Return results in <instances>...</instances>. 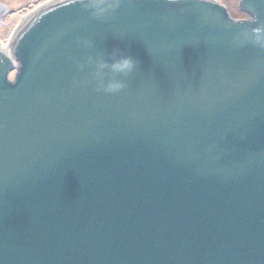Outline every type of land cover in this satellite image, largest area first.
<instances>
[{"label": "water", "instance_id": "obj_1", "mask_svg": "<svg viewBox=\"0 0 264 264\" xmlns=\"http://www.w3.org/2000/svg\"><path fill=\"white\" fill-rule=\"evenodd\" d=\"M222 3L27 4L0 44V264H264V48ZM113 49L136 68L98 91L80 65Z\"/></svg>", "mask_w": 264, "mask_h": 264}, {"label": "clouds", "instance_id": "obj_2", "mask_svg": "<svg viewBox=\"0 0 264 264\" xmlns=\"http://www.w3.org/2000/svg\"><path fill=\"white\" fill-rule=\"evenodd\" d=\"M79 2L93 17L101 18L114 13L120 7L122 0H79ZM234 19L256 23V27L252 28L250 33L237 37L238 43L251 42L264 48V22H257L258 17L252 13H237ZM85 46L93 47L90 41H85ZM107 55L108 58L105 59L104 52L90 54L80 68L92 67L91 76L98 84V91L117 92L125 87L124 80L118 77L132 73L137 62L119 49H113ZM106 70H111V73L116 75L109 77Z\"/></svg>", "mask_w": 264, "mask_h": 264}, {"label": "rangeland", "instance_id": "obj_3", "mask_svg": "<svg viewBox=\"0 0 264 264\" xmlns=\"http://www.w3.org/2000/svg\"><path fill=\"white\" fill-rule=\"evenodd\" d=\"M5 3L9 8V15L4 17V23L0 25V41L6 43L8 41L6 29H10L16 21L19 14L25 15L27 4L35 2L36 0H0ZM223 4L228 7L231 14L241 12L238 1L236 0H223ZM7 23V24H6Z\"/></svg>", "mask_w": 264, "mask_h": 264}, {"label": "bare ground", "instance_id": "obj_4", "mask_svg": "<svg viewBox=\"0 0 264 264\" xmlns=\"http://www.w3.org/2000/svg\"><path fill=\"white\" fill-rule=\"evenodd\" d=\"M0 44H1L2 48H3V51H5L9 55H12V51H11V48H10V45H9V41H7L6 43L0 42Z\"/></svg>", "mask_w": 264, "mask_h": 264}, {"label": "flooded vegetation", "instance_id": "obj_5", "mask_svg": "<svg viewBox=\"0 0 264 264\" xmlns=\"http://www.w3.org/2000/svg\"><path fill=\"white\" fill-rule=\"evenodd\" d=\"M38 2V0H36ZM7 24V23H6Z\"/></svg>", "mask_w": 264, "mask_h": 264}]
</instances>
